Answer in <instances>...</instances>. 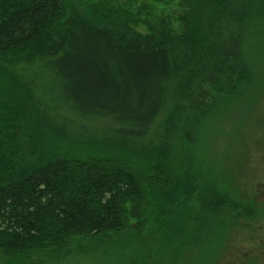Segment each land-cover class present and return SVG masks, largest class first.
Masks as SVG:
<instances>
[{
	"label": "trees",
	"instance_id": "trees-1",
	"mask_svg": "<svg viewBox=\"0 0 264 264\" xmlns=\"http://www.w3.org/2000/svg\"><path fill=\"white\" fill-rule=\"evenodd\" d=\"M182 6L175 27L107 0H0V263L186 264L257 219L195 150L256 87L264 0Z\"/></svg>",
	"mask_w": 264,
	"mask_h": 264
},
{
	"label": "rangeland",
	"instance_id": "rangeland-1",
	"mask_svg": "<svg viewBox=\"0 0 264 264\" xmlns=\"http://www.w3.org/2000/svg\"><path fill=\"white\" fill-rule=\"evenodd\" d=\"M107 1L125 7L138 17L149 10L171 17L175 27L183 10L182 0ZM136 29L145 33L141 25ZM260 46L264 47V42ZM261 57L256 87L249 88L242 102H233L226 112L205 123L195 150L204 160V171L233 198L252 204L257 219L239 222L223 234L212 236L206 244L207 254L206 250H198L186 264H264V56ZM46 263L103 264V261L99 256L74 254L62 261Z\"/></svg>",
	"mask_w": 264,
	"mask_h": 264
}]
</instances>
